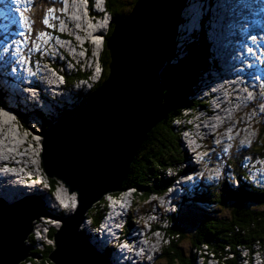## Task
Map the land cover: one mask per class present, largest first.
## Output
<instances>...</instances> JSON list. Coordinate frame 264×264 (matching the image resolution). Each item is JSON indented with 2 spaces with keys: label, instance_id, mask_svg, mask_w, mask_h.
Segmentation results:
<instances>
[{
  "label": "water",
  "instance_id": "water-1",
  "mask_svg": "<svg viewBox=\"0 0 264 264\" xmlns=\"http://www.w3.org/2000/svg\"><path fill=\"white\" fill-rule=\"evenodd\" d=\"M183 7L182 0L166 5L136 0L115 21L105 40L110 58L105 80L40 133L46 176L76 192L78 208L61 218L43 209L39 195L1 205L0 264H20L30 256L26 241L40 216L62 223L49 254L54 264L109 263L111 252H98L80 228L94 203L121 191L148 133L166 117L170 105L161 75L175 48ZM29 201L35 204L26 205Z\"/></svg>",
  "mask_w": 264,
  "mask_h": 264
},
{
  "label": "trees",
  "instance_id": "trees-1",
  "mask_svg": "<svg viewBox=\"0 0 264 264\" xmlns=\"http://www.w3.org/2000/svg\"><path fill=\"white\" fill-rule=\"evenodd\" d=\"M45 1L47 0H42L41 3H38V6L44 8ZM131 1L129 4L124 0H107V8L112 15V23L108 35L112 32L115 21L129 12L136 0ZM193 37L192 42L184 45L185 53L183 56L179 57L174 50L173 54L176 60L172 65L168 63L162 72V83L170 108L162 122L148 133L122 184L120 192L127 188H135L137 190V198L142 201L147 200L154 194L157 196L162 195L176 177L182 172L185 173V171L191 170V167L184 166L186 155L176 143V141L179 142L181 134L178 129H175L174 121L177 118L184 117V111L204 105L203 100H197L194 94L200 82V77L203 76V71L211 67L210 43L208 42L205 29L195 33ZM109 60V52L104 47L100 56L103 70L101 78L89 93L85 95L82 93L78 94L79 103L105 80L108 73ZM79 77H88V74L80 72L78 75H68V84H72ZM72 79L73 81L71 82ZM2 101L3 98L0 93V103ZM37 113L41 114L40 112ZM18 115L22 122H27L29 114L18 111ZM43 121L42 125L44 127L52 124L46 119H43ZM257 129L259 132L258 139L254 146L246 152L254 156L264 155V122H257ZM228 159L230 162V158ZM238 161L237 170H235L234 174L240 182L239 187H235L227 178L213 184L202 181L199 188L194 192L193 197L185 198L182 201L180 205L182 209L189 204L201 212L198 216H195L193 228L187 225L188 222H182L178 213L176 216L172 215L169 217L170 226L163 229L168 243L161 249V257L167 259V262L175 261L174 264H195L194 248L197 249L201 244L206 243L209 250L217 257L218 264H240L241 252L239 247L251 249L255 244H264V185L251 183L246 172L240 169ZM168 171H173V174L167 175ZM242 176L246 177L247 181H244ZM47 178L53 183L52 186L54 188L58 179ZM120 192L112 193V195H118ZM5 204L4 201L0 200V205ZM105 207L106 201L103 197L86 212V219L92 223H97L101 219ZM145 211L147 212V210ZM224 211L229 212L228 216L221 214ZM129 217L132 218V215H129ZM129 224H132L131 219ZM158 227L160 226L156 224L154 229ZM55 233L56 228L50 227L49 236L51 239L55 237ZM81 233L83 234V230H81ZM185 239L190 242L191 246L188 256L181 246ZM27 241L28 245L32 246V250L30 251V256L20 264L29 262L33 264H53L49 260V253L53 247L45 246L42 251L37 247L34 248L36 241L32 233ZM227 247L228 250L226 249ZM228 254L232 255L229 256ZM250 256L251 254H249V259ZM213 264H217V260Z\"/></svg>",
  "mask_w": 264,
  "mask_h": 264
},
{
  "label": "rangeland",
  "instance_id": "rangeland-1",
  "mask_svg": "<svg viewBox=\"0 0 264 264\" xmlns=\"http://www.w3.org/2000/svg\"><path fill=\"white\" fill-rule=\"evenodd\" d=\"M125 2H127V3H131L132 1L131 0H124ZM151 1H153V2H155V3H157V4H162V5H166V4H168L170 1H173V0H151ZM207 1L208 0H204L203 2H202V4H203V7L202 8H204L205 10H206V8H207ZM50 1L48 0V3H49ZM215 2V0H211L210 2H208V6H209V8L211 9V10H213V4L212 3H214ZM194 3V2H193ZM107 5V4H106ZM134 5V4H133ZM133 7V6H132ZM132 7H131V9H132ZM194 7H195V5H194ZM109 10V9H108ZM129 10V9H128ZM223 10V9H222ZM73 12H74V14H76V16H78V19L79 20H81L82 19V16H81V10L80 9H78V12L77 11H75V10H73ZM201 12H204L203 10H200V11H197V13L196 14H192L191 13V15H188V18L187 19H185V17H183V19L182 18H180L181 19V22H180V24L179 25H181L182 26V28L183 29H185V27L188 25V24H190L191 26H195L196 25V23L195 22H197L198 23V19L200 18V16H199V14L201 13ZM97 13H100V15L99 16H103L104 14H106L107 13V11H102V9L101 8H97ZM34 16L35 17H37L36 18V20H39V19H42L43 18V16H47V13H43V10H39V9H37L36 10V12L34 13ZM125 16V15H124ZM123 17V16H122ZM196 17H199V18H196ZM67 18H70V15H68L67 16ZM121 18V17H120ZM195 18V19H194ZM119 19V18H118ZM232 20V19H231ZM94 23V25H96V22L94 21L93 22ZM222 24H223V22H221L220 20L218 21V24L215 26V27H213L212 28V31H211V34H212V36H213V38L216 40V43H217V47H219V49H218V51L220 52V54H222V56H224V58H225V62H228V61H232L233 60V52L232 51H230V50H232V48H233V45H232V39L233 38H231L230 39V42L228 43V46H227V48H226V45L224 44V42H223V34H222V32H221V28H222ZM71 26H75V24H74V22H72L71 21V23L70 22H68V21H64V31L65 32H67L70 36H72V34H73V32H72V30L73 29H70V27ZM78 26H81V23H80V21L78 22ZM180 27V26H179ZM179 27H178V36H177V39H176V43H175V51H177L178 49L180 50L181 49V47H179V46H183V44H184V42H185V40H184V42H180L181 41V37L183 38V36H182V32L181 31H179ZM197 27H198V25H197ZM240 27V38H241V42H240V45H241V47H240V49L242 50V51H245L244 49L245 48H243L245 45V42H246V40H245V38L243 37V35H244V32L242 33V27L241 26H239ZM215 28H216V30H215ZM71 31H70V30ZM95 32L97 33V29H96V27H95ZM85 32H87L86 30H85ZM230 32H231V29H230ZM99 34L101 35V33L99 32ZM212 36L210 35V38L213 40V38H212ZM237 37V36H236ZM235 37V38H236ZM87 38H93L92 36H89V37H87ZM99 38H101V37H99ZM233 39L234 41L236 40V39ZM239 38V37H238ZM86 39V37H79V39H78V45L79 46H81V50H80V52L79 53H76L75 55H76V57H78V59L83 63V60H84V52H82V51H85L84 49H83V47H82V44H83V42H84V40ZM93 39H95V38H93ZM102 39V38H101ZM101 39H99V40H101ZM98 40V41H99ZM188 40H191L190 38L188 39ZM188 42V41H187ZM186 42V43H187ZM178 43V44H177ZM185 43V44H186ZM89 44V41H88V43H85V47L87 46ZM181 44V45H180ZM90 45V49L92 50L94 47H96V46H98V44H89ZM89 47V46H88ZM225 48V49H224ZM228 49V50H227ZM227 50V51H226ZM213 51L215 52V49L213 48ZM176 53V52H175ZM180 54H181V52H179ZM238 53H241L240 51L238 52ZM179 54V55H180ZM244 54V53H243ZM81 55V56H80ZM231 55V56H230ZM170 59H171V57H170ZM169 59V61L166 63V65H165V67H164V69L166 68V66L168 65V63H170L171 65L173 64V62L176 60V58L174 57V58H172L171 60ZM216 58L214 57V55H211V60L213 61V60H215ZM227 59V60H226ZM212 61H210V63L212 64ZM247 61V62H246ZM253 62H255V61H250V59L247 57V59L244 61H242V63H243V65H242V67L245 69V70H248L249 69V67H251L252 66V63ZM93 63H94V61H92V58L90 57L89 59H86V61L84 62V64L82 65V69L83 70H88V69H90V70H92V71H94V65H93ZM97 64H98V62H97ZM215 64L216 65H218V62H217V59L215 60ZM244 64H247V66H245ZM0 65L1 66H4L5 65V63H4V61L3 60H1L0 59ZM71 68V66H69V65H67L65 68L66 69H68V68ZM101 67H102V65H101ZM246 67V68H245ZM218 68H219V71L220 72H222L223 74H224V76H228V74H227V72H226V69L224 68V66H222V67H219V65H218ZM222 68V69H221ZM253 68V67H252ZM164 69H163V71H164ZM214 69V68H213ZM97 71H98V66H96L95 67V72L97 73ZM162 71V72H163ZM229 71H230V74H229V77H231V74L233 73L232 72V70H230L229 69ZM216 71L215 70H213L212 72L210 71L209 72V75H210V77L213 75V73H215ZM90 73H91V71H90ZM92 74V73H91ZM203 75L204 76H202L201 78H203V77H205V74L203 73ZM232 75H234V73L232 74ZM251 76L253 75V74H250ZM51 77H53V75L50 73V78H49V81L50 80H52L51 79ZM19 80H21V78L18 76L17 77ZM224 78V77H223ZM256 78H258V76L256 75L255 76V79ZM207 79H208V77H207ZM224 79H227V78H224ZM243 79V77H241V76H238L237 77V79H235V82L237 81V80H242ZM92 80H94V79H92ZM208 80H210V79H208ZM258 80H259V78H258ZM73 81V79L71 80V82ZM78 82H79V78H76L75 79V81L72 83V84H67V86H68V88H72L73 86H75V85H77L78 84ZM235 82H233V84H235ZM53 84H55L56 86H58V85H60V84H57L56 82H53ZM200 85H201V83H200ZM217 86V89L215 88V90L213 91L212 90V92L210 91V89L208 88L207 89V92L208 93H210L208 96V98L206 97V99H204V100H206L207 102H208V106H204V105H202V107H201V105H199L198 106V108L200 109L199 110V112H200V114L201 113H203V111L204 110H206V109H210L211 111H212V114L213 115H215V114H222L221 113V111L222 112H224V111H227V110H229L230 109V107H229V105H225V103L228 101V98L226 97L224 100H220L219 99V97L222 95V89H220V84L218 85H216ZM0 87H2L1 86V84H0ZM51 86H49L48 88H50ZM78 87H80V86H78ZM219 89V90H218ZM242 89V90H241ZM44 90H46V91H49V90H47V89H44ZM74 90V93H69L68 94V92L66 91V90H60V91H58V93L60 94L59 95V99L58 98H53L54 99V101H53V103H54V106L52 105V104H50L51 103V101L49 100V99H46L45 101H43V103H44V108H43V105L41 106V105H37V108L36 109H39L40 111H41V114H42V116L40 117V115H35L34 114V111L32 112V115L31 116H33L32 118H33V120H28V122H26V123H24V122H22L23 124H25V126H27L28 128H26V133H27V135H30V133L32 134V137H31V135H30V137L28 138V141H27V147H25L24 149H29L31 152H32V154H28L27 152H25L24 150V152H20V154H23V155H25V153H26V157H28V155L30 156V158H28V159H25L24 160V163H26L25 165H24V167L25 168H27L28 167V169L29 168H33L32 166H34V168L33 169H36V170H38V169H40V166L39 165H41L42 164V160H41V154H42V136L40 135V133H41V130H42V128H44V126L42 125L43 124V119H46L47 121H50V122H52V124H55V123H57L58 121H59V119H60V116L63 114V112L66 110V109H72V108H74L75 106H77L78 104H79V102H78V98L76 97V96H78V93H81V92H79V90L78 89H73ZM218 90V93H217V95H215V93L214 92H216ZM90 91V90H89ZM233 91L234 92H230L229 94H232L231 96L232 97H234V98H232V99H230L229 101H230V103H231V101L233 102V105L232 106H236V107H238L239 105H240V103L242 104V107H241V109L239 108V109H234L236 112L237 111H239V119H242V122L243 121H247V123H249V122H251L252 120H256L257 119V121H255V122H259V123H262V122H264V102L262 103V104H259L258 105V109L257 110H255L254 109V106H252V107H248V105H245V102H244V100H246V99H244L245 98V95L248 93V94H252V95H254L256 98L257 97H260V98H262L263 96H264V93H262V92H260L257 88H254V89H252V88H246V87H244L243 85H241V84H235V85H233ZM41 92V91H40ZM38 93V94H41V96H43L42 94H47L45 91H43V92H41V93ZM201 92H203V98L205 97V94H206V91H204V89L202 88L201 90H200V92H199V96H200V94H201ZM87 93H88V91H87ZM83 94H86V93H83ZM61 95H64V96H61ZM198 96V97H199ZM197 97V98H198ZM37 98H39V97H33V98H30V99H28V100H25V98H23V99H21V105L19 104V103H13V105H15V106H17V107H19V109L20 108H23V109H20V110H22V111H24V109H26L27 111H29V108H32V107H34L35 106V104L36 103H33V101H36L37 100ZM240 98V99H239ZM61 99H64V102H61ZM198 100V99H197ZM234 100V101H233ZM63 101V100H62ZM247 101V100H246ZM31 102V103H30ZM210 102V103H209ZM236 102V103H235ZM243 102V103H242ZM212 104V105H211ZM224 104V105H223ZM252 105H253V103H252ZM218 106V107H217ZM210 107V108H209ZM63 108H65L64 110H62ZM233 110V111H234ZM245 110H252V113H251V116L249 117V119H248V117L246 116V114H248V111H246L245 112ZM214 112V113H213ZM228 113H230V112H228ZM199 113H198V116H195V114L192 116V119H191V122H194V123H196V122H198V120L200 119V121H202V124H204V126H206V129H204V130H202V131H198L199 133H198V138L203 142V144H204V146H207V148L208 149H206V153H207V155H209L210 156V159H209V162H212L213 164H214V166L213 167H211V169H209L208 170V172L205 174V178H206V180L208 181V182H212V183H216V182H218L219 181V179H222L223 177H227L228 176V174L230 173H232V171H233V174L235 173V170H237V161L238 160H240V161H238V164H241V166L243 165V164H246V160L250 157V155L248 154V153H246L249 149L248 148H245L244 150H243V152H242V149L244 148L243 146H240L239 145V143H241V144H244V142H247V132L245 131V129H242V130H240L239 132H238V129H232V127H229V128H226V125H224V124H221L222 126H221V128H220V130H223L222 131V134L221 135H219V136H213L212 135V133L213 132H215V130H213V129H209L208 127H210L211 126V118H210V115H209V113H207V112H204L203 113V115H200ZM209 115V116H208ZM201 116V117H200ZM200 117V118H199ZM207 117H208V120L209 121H207ZM216 117H218V116H216ZM215 117V118H216ZM43 118V119H42ZM185 119H187L186 117L185 118H183L182 120H179L180 121V123L182 122V121H184ZM238 120V118L236 117V114H235V117H234V121H237ZM249 120V121H248ZM187 122V121H186ZM207 122H209L210 124H207ZM188 123V122H187ZM14 124H16V122H14V123H12V128H14V134H13V136H17V134H16V132H20L21 130H22V127L19 125L18 127H14ZM27 124V125H26ZM198 124V123H197ZM197 124H195V126L197 125ZM226 124V123H225ZM174 126H175V129L177 130L178 129V131L180 132V134L182 133V134H184L186 131H182L181 130V125H178V124H176V122L174 121ZM194 126V127H195ZM236 127V126H235ZM208 128V129H207ZM223 128V129H222ZM21 129V130H20ZM229 129V130H228ZM235 130H237V131H235ZM24 131V130H23ZM23 131H21L22 133H23V138H22V140H25L26 139V137H25V135H26V133H24ZM254 134H253V139H255L256 138V133H257V129L256 130H254V132H253ZM186 134V138L185 137H182L181 136V138L179 139V142H177L176 141V143H177V145L178 146H180V148L182 149V151L184 152V154L186 155V162H184V166H189V167H191L192 166V164H194V165H196V161H195V159H191V156H187V154H189V151H190V149L189 148H186V147H191L192 145L190 144V142H189V135H188V133H185ZM228 135V136H224V135ZM208 135H212L213 136V138H212V141L211 142H209L208 143V141H206V137L208 136ZM230 136V137H229ZM258 136H259V134H258ZM223 137H228L227 139V141H225V143L224 144H222L223 146H221V148H218V147H215L214 145L215 144H218V142H220L221 143V140H223L224 141V138ZM236 137H237V139H238V141H239V143L238 142H235L236 141ZM205 139V140H204ZM230 139V140H229ZM232 139H233V141H232ZM256 140V139H255ZM15 141H16V138L14 137V143H15ZM235 142V145L233 146V143ZM179 143V144H178ZM207 143H208V145H207ZM229 145H231V148L232 147H234V149H233V153L232 154H230L229 153V155H226L225 156V161H224V159L222 160V158H223V156L226 154V153H224L223 154V149H228V146ZM186 148V149H185ZM8 149H10V147H8ZM228 152V151H227ZM241 152H242V156H241ZM206 153H204V155L206 154ZM28 154V155H27ZM190 157V158H189ZM194 157V156H193ZM230 158V162H229V159L228 160H226V158ZM241 157H242V159H241ZM231 159H233V160H231ZM36 160H37V163H38V166H37V168L35 167V163H36ZM11 163V162H10ZM41 163V164H40ZM257 163H259V164H262V165H257V168L259 167V168H263L264 169V155H260V159H258V162ZM43 165V164H42ZM197 166V165H196ZM222 166H223V168H222ZM208 167V166H207ZM207 167L205 166V169H203L204 171H206L207 170ZM257 168H255V167H253V168H249V170H251L250 172L251 173H253V174H255L256 173V171H257ZM8 169H10V170H12L11 172L12 173H14V165L13 164H11L9 167H8ZM242 169H243V167H242ZM41 170H42V172H43V174H44V176H45V173H44V171H43V169L41 168ZM39 171V170H38ZM195 171V170H194ZM254 171V172H253ZM173 174V171H168L167 172V175H172ZM128 175V174H127ZM222 175H223V177H222ZM251 175V174H250ZM29 176H33V175H31V174H29ZM127 177V176H126ZM209 177H212V179H209ZM258 177V180L257 179H254L251 183H257L258 185H260L261 184V180H263L264 181V177H259V176H257L256 175V178ZM42 178V177H41ZM47 178V177H46ZM228 178H229V176H228ZM231 178V177H230ZM48 179V178H47ZM126 179V178H125ZM259 179H261V180H259ZM125 181V180H124ZM182 183L180 184V186H183V181H181ZM16 182H14V184H15ZM55 183H57V185H56V190H55V192L54 193H51V191H44V192H42V193H40L39 192V190L37 189V183H35L33 186H32V188L30 189V191H33V192H36L37 193V195H39V197L42 199V200H44L45 201V203H46V206L47 207H50L49 206V200H51V198H52V196L51 195H56V196H58V194H60L61 196H59V198H57L58 200H61L62 201V204H64V205H66V208H65V206H64V214H63V216H65V215H67V216H65V218H68V217H70V216H72L74 213H75V211H76V209H77V204H76V202H77V193L76 192H71L72 193V195H71V202H70V204H69V206L65 203V201H67L66 200V196H65V194H68L70 191H69V188L67 187V186H65V184H64V182L62 181V180H56V182ZM124 183V182H123ZM177 184H179V183H177ZM188 184H190V183H188ZM193 184V183H192ZM192 184H190V185H192ZM10 187H13L14 188V190H16V188L14 187V185H12V183L11 182H9V185H7V184H5V186H0V195L1 196H6L7 195V193H6V191H10ZM191 187L192 186H190V190L189 191H191ZM42 188L43 189H45V186H42ZM27 188H24L23 187V191H20V192H17L16 194H21V195H25L26 193H27V190H26ZM65 189V190H64ZM179 189V187L177 188V190ZM46 190V189H45ZM122 190V189H121ZM172 190H173V192H174V187L172 188ZM25 191H26V193H25ZM124 191H126V189L124 190ZM188 191V192H189ZM120 192V191H119ZM117 193V192H116ZM129 193V191H126L125 193H122V194H128ZM112 194V193H111ZM111 194H106V195H111ZM105 195V196H106ZM187 195H188V197H189V193H187ZM25 198V197H24ZM63 198H65V199H63ZM156 197L155 196H151L150 198H148L147 200H145V201H142L141 199H138V198H136V204H135V207H134V209H133V211H132V213H131V215H132V218H130V219H132L133 221H132V223L133 222H135V224H133V226L131 227V229H129L128 231H129V233H127L125 236H130L132 233L134 234V237L136 238V239H138V237H139V235H140V233H142V231H143V226L140 224V222L139 221H136L135 219H138L137 217L141 214V211L142 210H147V209H152V210H154V209H156V207H155V204L158 202V206H160L161 207V200H159V199H157V201H156V199H155ZM9 199H13V198H9ZM16 203V202H15ZM9 205H11V204H9ZM6 206H8V205H6ZM53 207H54V209L56 210V213H52V214H54V215H57V216H59V215H61L62 213L58 210L59 209V207H55L56 205H52ZM61 206V205H60ZM72 211V212H71ZM49 213H51V212H49ZM201 212H200V210L199 209H196V208H194L192 205H186L185 206V208L184 209H182L181 208V211L179 212V216H181V221L182 222H188L187 223V225H189V226H191L192 228L194 227V223H195V216H198L199 214H200ZM161 215H162V213H160ZM223 216H228V214H229V212H227V211H224V212H222L221 213ZM141 215H143L144 217H146V218H148V215H146V214H141ZM163 216V215H162ZM60 217V216H59ZM150 217V216H149ZM40 218V217H39ZM102 218V217H101ZM43 221H44V223L46 222L47 224H46V226L43 228V230H47L48 228H49V226L51 225V226H56V227H58L59 225H61L62 223L60 222V221H58V220H56L55 221V219H52L51 218V220L50 219H48V217L46 218V217H43V218H41ZM197 219H198V217H197ZM43 221L41 222L40 220H39V223L41 224V223H43ZM121 221H125V219L124 220H121ZM85 222H86V220H85ZM43 223V224H44ZM56 223V224H55ZM88 223V222H87ZM142 223L143 224H146V225H148V223L145 221V219H142ZM152 224H153V222H151L149 225L150 226H152ZM186 224V223H185ZM156 225V224H155ZM158 226H159V224H157ZM84 226H86L87 227V224L86 223H84ZM35 228V227H34ZM81 228H82V226H81ZM148 228H149V226H148ZM127 231V232H128ZM95 233H97V234H101L100 233V230H95L94 232L91 230L90 232H89V234H90V240H96V235H95ZM93 234V237L91 236ZM40 236H43V234L41 233L40 234ZM153 236H156V238L154 239L153 238ZM163 236H164V234H163V232L162 231H159V232H157V233H152L151 234V237H152V239H154L153 241H154V251H155V255H156V258H154L155 260H156V262L154 263V264H174L175 263V261H168L167 262V259H165V258H162L161 257V253H160V251L162 252V250H160V248H163V245H167V243H168V240H166L165 238H163ZM33 238L34 239H38V235L36 234V232H34V235H33ZM39 239H41V238H39ZM164 239V240H163ZM98 241V240H97ZM28 242V241H27ZM36 242H37V240H36ZM43 242H45V240L43 241ZM99 242V241H98ZM107 242V241H106ZM140 241H138V243H139ZM48 243H50V244H54V240H52V239H50V240H48ZM263 243V242H262ZM101 244V243H100ZM96 245V244H95ZM202 245H206V243H203V244H201L200 246H202ZM97 246V245H96ZM181 246H182V248H183V250H184V252H185V254L188 256L189 255V253H190V242L189 241H187L186 239L185 240H183V242L181 243ZM262 246L264 247V245L262 244ZM38 247H42V246H38ZM240 248V251L242 250V247H239ZM96 249V248H95ZM195 249V248H194ZM227 250H228V247L226 248ZM200 251V250H199ZM263 251H264V249H263ZM101 252V251H100ZM107 252H112V249H109V251L106 249V250H104V251H102L101 253H107ZM122 253H123V251H121ZM201 253H203L202 251H200ZM193 253H194V250H193ZM133 255H136V253H133L132 255H129L128 254V257H127V261H126V263L125 264H129V259L133 256ZM229 256H231L232 254H228ZM118 256L119 257H121L122 255H121V253H118ZM244 256V255H243ZM213 256H212V254H210L209 253V258L207 259L206 258V256H204V255H202V256H199V262L200 263H203L204 261H205V259H207V264H212L213 263V261L214 260H212L211 258H212ZM242 257V256H241ZM261 258V256L260 257H257V259L256 260H259ZM254 260H255V258H254V256H253V260H252V262H251V260H250V263L251 264H254ZM245 261H247V259L245 258ZM198 262V263H199ZM141 263H143V262H140V261H137L136 263L133 261L131 264H141ZM151 263V262H150ZM149 262H145V263H143V264H150ZM176 264H180V263H176Z\"/></svg>",
  "mask_w": 264,
  "mask_h": 264
},
{
  "label": "bare ground",
  "instance_id": "bare-ground-1",
  "mask_svg": "<svg viewBox=\"0 0 264 264\" xmlns=\"http://www.w3.org/2000/svg\"><path fill=\"white\" fill-rule=\"evenodd\" d=\"M190 2L191 1H194L195 2V0H189ZM57 2H59V0H57ZM62 2L63 3H66V2H68L67 0H62ZM225 2H226V0H219V3L217 4V10H218V15H219V17H218V21L220 20L221 22H223V24H222V28H221V32H222V34H223V42H224V44L226 45V48H227V46H228V43L230 42V39L231 38H235L236 36V38L235 39H237L238 37H240V24H241V17H239V16H233L231 19V27H229V20L228 19H224V20H222L221 19V16H222V14H223V8H224V5H225ZM59 4H61V3H59ZM213 4V3H212ZM195 7H197V8H199V9H201V10H203V11H206L204 8H201L198 4H195ZM70 10L73 12V8H70ZM184 10H185V8L183 9V12H184ZM13 16H15V20H16V25H17V23H18V15L16 14V12H13ZM196 18H199V17H196ZM195 19V18H194ZM7 21H9V20H6V19H4V23L5 24H7ZM80 21V23H81V25H83L84 24V18L82 17V19L81 20H79L78 19V22ZM195 23H197V22H195ZM100 24V23H99ZM101 25V24H100ZM84 28H85V24H84V26H83ZM5 28V27H4ZM230 29H231V32H230ZM242 29V33L245 31L243 28H241ZM87 30V29H86ZM196 30V29H195ZM215 30H216V28H215ZM218 30V29H217ZM216 30V31H217ZM85 31V30H84ZM88 31V30H87ZM179 31H181L182 32V36H183V38L181 37V41L180 42H184V40L185 41H187L189 38H190V33L188 32V30H184L183 28H182V26H180L179 27ZM253 33V35L252 36H256L257 37V39H256V41L255 42H253L251 39H250V44H251V46L253 45V44H257V45H260V42H258L260 39H259V37H258V33L257 32H252ZM82 34V33H81ZM89 36H92L93 38H97V37H99L100 35H99V33H95V34H89ZM88 36V37H89ZM231 37V38H230ZM232 39V40H233ZM102 40V39H101ZM178 44V43H177ZM181 45V44H180ZM245 46L243 47V48H245L244 50H245V52H244V54H243V58L245 57V56H247V55H249L248 53H247V49H246V46H247V42H245V44H244ZM180 47V46H179ZM218 49H219V47H217ZM225 49V48H224ZM228 50V49H227ZM226 50V51H227ZM251 54H256V53H251ZM76 56V55H75ZM231 56V55H230ZM242 58V59H243ZM70 60L72 61V62H74V60L72 59V58H70ZM216 60V59H215ZM215 60H211V56H210V61H212V64H211V67H208L205 71H203V73L205 74V77H203V78H201L200 77V83H201V88H203V89H211L213 86H215V84L217 83V82H220L221 80H222V76H221V78L220 79H217V72H219V68H218V65H216L215 64ZM227 60V59H226ZM224 61H225V59H224ZM70 66V65H69ZM214 68V69H213ZM225 68V67H224ZM246 68V67H245ZM222 69V68H221ZM213 70H215L216 72L215 73H213V75L210 77V75H209V72L211 71H213ZM233 74V73H232ZM204 76V75H203ZM207 77H208V79H210V80H208L207 79ZM228 77V76H227ZM231 77H234V75H231ZM4 80V79H3ZM3 80H1L0 79V84L3 86V88H4V86L7 84L5 81H3ZM7 82H10V79L9 78H7ZM223 84H222V89H223V93H225V92H227V93H230V92H232V87H231V85H228L229 83V79H225V80H223V81H221ZM244 84V83H243ZM217 85V84H216ZM2 88V87H1ZM7 89H8V91L9 90H13L10 86H7L6 87ZM200 89V87L198 88V90ZM217 89V88H216ZM242 90V89H241ZM200 91H198V93H199ZM226 98V95L225 94H223L222 96H220L219 97V99L220 100H224ZM232 98H234V97H232V96H230V97H228V101L230 100V99H232ZM22 98H20L19 97V99H18V101L19 100H21ZM240 99V98H239ZM228 101L225 103V105L228 103ZM234 101V100H233ZM203 102V104L205 105V106H208V103H207V101L206 100H204V101H202ZM210 103V102H209ZM236 103V102H235ZM243 103V102H242ZM253 102L251 101V103L250 104H252ZM224 105V104H223ZM45 106L43 105V108H44ZM218 107V106H217ZM230 107V106H229ZM232 107V106H231ZM242 107V104L240 103V106H239V108H241ZM30 109V108H29ZM5 110L7 111V110H9V107H6L5 106ZM233 113H235L236 114V111H232ZM214 113V112H213ZM221 113L222 114H215V115H213V116H210V118H211V128H214L215 129V132H213L212 133V135L214 136H217V130L218 129H220L221 128V123H223V124H225V123H228V124H234V123H236V127L238 128V126H240L241 124H242V119H238L237 121H234V119H233V116H232V114H230V113H228V111H224V112H222L221 111ZM239 113V112H238ZM216 116H218V117H216ZM216 117V118H215ZM33 119V118H32ZM218 119H219V122H218ZM14 121L16 122V124H14V127H18V125L20 124V122L22 121L21 119H20V117H17L16 119H14ZM207 121H209L208 120V117H207ZM12 120L11 119H8L6 116H4V115H0V168H4V171H0V186H5V184H7V185H9V182H11L12 183V185H14V187L16 188V190H14V188L13 187H10V191H6V193H7V195L5 196L6 198H8V196L9 195H14V198H16L17 199V192H20V191H23V187L24 188H27L26 190H27V193H26V191H25V193H26V195L25 196H32V195H37V193L36 192H33V191H30V189L32 188V186L36 183V182H34L33 181V179H31L33 176H29V174L28 175H25V172L27 171V169L24 167V165L26 164V163H24V160L25 159H28V158H30V156L28 155L29 153L30 154H32V152L29 150V149H24L25 147H27V141H28V138L30 137V135H31V137H32V134L30 133V135H25V137H26V139L25 140H22V138H23V133L21 132V131H23V130H21L20 132H16V134H17V136H13V134H14V128H12ZM218 122V123H217ZM237 123H238V125H237ZM180 124H183V122H181ZM197 126L199 127V130H201L202 129V124H197ZM208 129V128H207ZM223 129V128H222ZM199 133V132H198ZM198 133H196L194 136H197L198 137ZM212 135H208L207 137H206V141H208V143L209 142H211L212 141V138H213V136ZM224 136H228V135H224ZM14 137L16 138V141H15V143H14ZM230 137V136H229ZM224 138V141L223 140H221V143L220 144H215L214 146L215 147H218V148H221V146H223L222 144H224L225 143V141H227L228 139V137H223ZM42 140V139H41ZM205 140V139H204ZM190 144L192 145V141H190ZM8 147H10V149H8ZM186 149V148H185ZM27 152L28 154V157H26V153H25V155H22V154H20V152ZM187 156H188V154H187ZM190 158V157H189ZM11 162V163H10ZM199 161L197 160L196 161V164L198 163ZM11 164H13L14 165V173H10V171L9 170H6V167L8 166H10ZM258 165H262V164H258ZM192 170L194 171L195 169H194V167L192 166ZM254 172V171H253ZM257 176H259V177H264V169L263 168H257V171H256V173H255ZM21 176V177H25L26 178V180H28L29 181V187H27V186H24V185H21V184H19V183H17L16 182V180H15V178L17 177V176ZM179 175V174H178ZM175 177V176H174ZM14 178V182H16L15 184L12 182V179ZM257 180H258V177L256 178ZM259 180H261V179H259ZM253 184H255V185H258L257 183H253ZM35 186V185H34ZM170 186V185H169ZM65 190V189H64ZM47 191H49V190H47ZM125 193V192H124ZM71 195H72V193H68V194H65V198H66V200L67 201H65V203L69 206V204H70V202H71ZM52 196V198H51V200H49V212H51V213H56V210L54 209V207L52 206V205H56L55 207L57 208V207H59L60 205H61V207H64V205H62V201L61 200H58L57 198H59V196H61L60 194H58V196H56V195H51ZM65 198H63V199H65ZM0 200H2V201H4L6 204L4 205V206H6V205H9V203L8 202H6L5 200H4V198L2 197V196H0ZM17 202V201H16ZM1 206V205H0ZM162 217V215L159 213V215H158V218H161ZM146 218V217H145ZM148 218H150L149 216H148ZM148 218H146V219H148ZM50 220H51V218H49ZM56 220V219H55ZM57 222V221H56ZM87 223V222H86ZM121 223H122V225H126L125 223V221H121ZM56 224V223H55ZM134 224V223H133ZM133 224H132V226H133ZM167 225V224H166ZM42 226V225H41ZM41 226H36L35 228H40ZM57 226V225H56ZM82 227H84V224L83 225H81ZM143 226V225H142ZM49 228H50V226H49ZM48 228V229H49ZM165 228V226H163L162 228H158L157 230H155V231H152L150 228H146V227H144L143 226V231H142V233H140V235H139V237H138V241H140V238L141 237H145L147 234L148 235H150V241H151V243L152 244H145L144 242H139L138 243V249H147V250H149V251H154V239L156 238V236H153V238L154 239H152V237H151V234L152 233H157V232H159V231H162L163 232V234H164V236H163V238H165L166 240H167V238H166V234L164 233V229ZM131 229V228H130ZM130 231V230H129ZM129 231L127 232V233H129ZM43 232H47V230H43ZM126 233V234H127ZM92 237H93V235H91ZM39 238H41V237H39ZM37 239V241L38 240H40V241H42V238L41 239ZM96 238V237H95ZM164 240V239H163ZM92 242H94L96 245H97V247H100L101 246V244H100V242H98L97 240H91ZM264 245V244H263ZM164 246V245H163ZM208 248L209 249V247L207 246V245H202V246H200V247H198L197 249L195 248L194 249V253H195V257H196V259H195V264H207V259L209 258V257H206L207 259H205V261L203 262V263H200L199 261V256H202L203 254H201V252L199 251L200 249H204V248ZM263 249H264V247L262 246V244H255V245H253L252 246V248L250 249V248H247L246 249V251H245V255H247V256H249V254H251V256H250V260H251V262H252V260H253V256H254V258H255V260H254V264H264V251H263ZM119 250H121V251H123L124 252V249H119ZM241 252V251H240ZM154 253H155V251H154ZM242 253V252H241ZM123 254H125V253H123ZM243 254V253H242ZM127 256H128V253H127ZM205 256V255H204ZM261 256V258L259 259V260H256L257 259V257H260ZM127 258V257H126ZM212 260H214L213 261V263H215L216 262V259H214V257H212L211 258ZM241 260V259H240ZM127 261V260H126ZM126 261H125V263H126ZM137 261H140V262H143V263H145V262H151L150 264H154L155 262H156V260L155 259H148V260H142V259H136V261H134L135 263L137 262ZM199 262V263H198ZM212 263V264H213ZM240 264H247V263H245V262H243V261H240ZM249 264H251L250 262H249Z\"/></svg>",
  "mask_w": 264,
  "mask_h": 264
},
{
  "label": "clouds",
  "instance_id": "clouds-1",
  "mask_svg": "<svg viewBox=\"0 0 264 264\" xmlns=\"http://www.w3.org/2000/svg\"><path fill=\"white\" fill-rule=\"evenodd\" d=\"M106 4H107V0H106ZM85 7H87V10L89 11V14L90 13H92L93 15H94V17L95 18H97L98 20H99V18L98 17H101V16H99L100 15V13H97V7L96 6H94L92 3L91 4H88L87 3V5H85ZM106 15V17H107V19H108V22H109V24L111 25V23H112V15H111V13H110V11L108 10L107 11V13L105 14ZM92 18V17H91ZM96 22V24H97V21H95ZM98 33L99 32H101L100 30V28H98ZM109 30H110V28H109ZM109 30H104V31H102L101 32V35L99 36V37H101L102 38V40H101V42H100V44H99V47H97V48H95V49H93V50H95L96 51V54H97V59L99 60V58H100V56H101V53H102V51H103V48L104 47H106L105 46V43H106V37H108L109 35H108V32H109ZM188 41V42H187ZM187 41H185L184 42V45H186L187 43H189V42H192V40H187ZM187 42V43H186ZM186 43V44H185ZM181 47V46H180ZM88 49V48H87ZM183 49L184 48H181L180 50L178 49L176 52L178 53V56L179 57H181V56H183L184 55V52H183ZM174 50H175V48H174ZM174 50H173V53H174ZM179 52H181V54L179 53ZM91 53H92V50H91ZM180 54V55H179ZM172 56H173V58H174V54H172ZM171 56V57H172ZM101 69H102V67H100ZM83 73H87L88 74V77H79V78H83V82H85V83H87L88 84V87L89 86H91V85H94V80H92L93 79V77H94V74L92 73H89V71L88 72H83ZM96 75V74H95ZM99 76V74H97V76H95V77H98ZM68 83V82H67ZM78 90H79V92H81L82 94L83 93H86L87 94V91H88V93L92 90V89H87V90H84V88L83 87H80V88H77ZM90 90V91H89ZM79 94V93H78ZM85 95V94H84ZM182 118H177L176 120H175V122H176V124H178V125H181L180 124V121L179 120H181ZM182 127V126H181ZM183 128V127H182ZM258 134H259V132H258V129H257V133H256V140L258 139ZM255 139H253V142L255 143L256 142V140ZM252 142V143H253ZM245 148H248V147H244L243 149H242V152H243V150L245 149ZM249 149V148H248ZM192 152V151H191ZM190 151H189V156H191L190 155V153H191ZM242 152H241V154H242ZM204 154V153H203ZM232 154V153H231ZM249 154V153H248ZM204 156V165H203V168L206 166H208L207 167V170H209V167L211 166V167H213L214 166V164L213 163H211V162H209V158H208V156H206V155H203ZM205 156L207 157V158H205ZM191 158H192V156H191ZM258 158V157H257ZM206 159V160H205ZM227 160H228V157H227ZM248 160V159H247ZM246 160V163L248 162ZM256 160H258V159H256ZM225 161V160H224ZM41 164V163H40ZM41 166V168L43 169V171H44V168H43V165L41 164L40 165ZM210 167V168H211ZM222 168H223V166H222ZM186 172V171H185ZM45 173V172H44ZM232 173H233V171H232ZM193 173H188V174H186V173H184V172H182L178 177H176V179H175V181L177 182V183H179V192H172V191H170L171 190V188H168L167 189V191L165 192V193H163L162 195H152V196H155L156 198V201H157V199H159V200H161V207L160 206H158V202L155 204V207H156V209H154V210H152V209H147V212L146 211H144V210H142L141 211V214H146V215H148V216H150V218H148V219H145V221L148 223V225H146V224H143L142 223V219H144L145 217L143 216V215H141V219H140V224L141 225H143L144 227H146V228H148V226H149V228L152 230V231H155V230H157L158 228H162L163 226H165V227H167V226H170V221L168 220L169 219V217L170 216H172V215H177V213H178V215H179V212L181 211V207H180V205H181V203H182V201L185 199V198H188V195H187V193H189V197H193V194L191 193V192H187V187H188V185H187V183L188 182H191V183H198V182H200L199 180H195V179H193V175H192ZM230 174V173H229ZM228 174V176H229V178H228V176L227 177H223V175H222V179H224V178H227L228 180H230V181H232V182H230V183H232V184H234L235 185V187H239V186H237V184H236V181L238 182V183H240L239 181H238V179L235 177L234 179L235 180H231V178H230V175ZM46 175V174H45ZM233 175H235V174H233ZM47 177V176H46ZM189 178H191V179H189ZM222 179H219V181L218 182H216V183H219L220 182V180H222ZM205 181H207L206 179H204ZM181 181H183V186H180V184L182 183ZM210 184H213L212 182H209ZM55 186V185H54ZM55 188L56 187H54V190H55ZM126 191H129V193L128 194H122V193H124V192H126ZM126 191H122V192H120L118 195H106V196H104V198H105V201H106V207L104 208V210H103V212H102V218L100 219L101 221L102 220H104L105 219V215L104 214H106V211L108 210V208H109V205H110V201L113 199V198H115V199H118L119 201H123L124 199L127 201V203H126V205H128L129 206V209H130V211H131V213H132V211H133V209H134V207H135V204H136V198H137V195H136V193H137V190H135V188H127L126 189ZM53 192H55V191H53ZM14 199H16V198H14ZM16 201H18V200H16ZM15 201V202H16ZM14 202V203H15ZM76 204H77V208H78V205H79V202H78V198H77V202H76ZM43 209L45 210V211H47V212H49L50 210H49V207H47L46 205L45 206H43ZM64 212L65 211H62L61 213V215H59L61 218H65V216H67V215H65V216H63V214H64ZM72 212V211H71ZM159 213H162V217L161 218H158V215H159ZM153 216V217H152ZM44 216H40V218H37V219H35L32 223H33V227H32V234L34 235V232H36V234L38 235V238L39 237H41L42 238V241H40V240H38L37 242H35L34 243V248L35 247H37V248H39V249H41V251L42 250H44V248H45V246H51V247H53V249H52V251L54 250V248H55V244H50V243H48V240H50L51 239V237L49 236V229H47V232H43V228L46 226V222L44 223V221L41 219V218H43ZM47 218V217H46ZM49 219V218H48ZM39 220L42 222L43 221V223H39ZM129 220V219H128ZM56 221V220H55ZM137 221V220H136ZM86 222H88V223H86ZM86 222H84V223H86L87 224V227L86 226H84V227H82V228H80V232H81V230H83V234H82V236L84 237V238H87V241H88V243H90L92 246H94L95 248H96V250L98 251V252H102V251H104V250H108L109 251V249H112V252H111V255H110V260H109V263L108 264H125V261H126V257H128L127 256V253L129 254V255H132L133 253H136V255H133L130 259H129V264H131L133 261H136V259H142V260H148V259H154V258H156V255H155V253H154V251H149V250H147V249H138V240L139 239H136L135 237H134V234L132 233L130 236H125L126 235V233H127V231L132 227V225L131 224H128V223H125L126 225H123L122 227H117L116 225H114V226H109L110 227V229L108 230V233L109 234H107V235H103V237H102V239H101V241H100V243H101V246L100 247H97L96 245H95V243L94 242H92L91 240H90V234H89V232L92 230L93 232L95 231V229H94V227H93V224H96L95 222L94 223H92L90 220H88V219H86ZM99 222V221H98ZM97 222V223H98ZM151 222H153V224H152V226H150L149 224L151 223ZM83 223V224H84ZM82 224V225H83ZM134 224H135V222H134ZM155 224H159V226L160 227H158V228H155L154 229V226H155ZM167 224V225H166ZM42 225V226H41ZM62 225V224H61ZM61 225H59L58 227H56V226H51L50 225V227H55L56 228V231L61 227ZM36 226H41L40 228H34V227H36ZM43 234V236H40V234ZM93 235V234H92ZM30 236V235H29ZM112 237H116V239H113ZM101 238V237H100ZM97 239V238H96ZM35 241L37 240V238L36 239H34ZM45 240V242H43ZM53 240V239H52ZM107 241V242H106ZM140 241L141 242H144L145 244H152L151 243V241H150V235H146L145 237H141V239H140ZM27 242V241H26ZM28 243V242H27ZM38 246H42V247H38ZM119 249H124V252L123 253H125V254H123L122 252H121V250H119ZM162 248H160V250H161ZM51 251V252H52ZM245 251H246V248H243L242 247V250H241V252L243 253H241L240 254V259H241V261H243V262H245V263H247V264H249V262H250V259H249V256H247V255H245ZM50 252V253H51ZM49 253V254H50ZM118 253H121V257H119L118 256ZM160 253H161V251H160ZM244 255V256H243ZM242 256V257H241ZM206 257H209V255H206ZM215 258L217 259V257L215 256ZM245 258L247 259V261H245ZM239 259V260H240ZM50 260V259H49ZM218 260V259H217ZM51 261V260H50ZM52 262V261H51ZM53 263V262H52ZM27 264H33L32 262H29V263H27ZM54 264V263H53ZM141 264H143V263H141ZM218 264V263H217Z\"/></svg>",
  "mask_w": 264,
  "mask_h": 264
},
{
  "label": "snow or ice",
  "instance_id": "snow-or-ice-1",
  "mask_svg": "<svg viewBox=\"0 0 264 264\" xmlns=\"http://www.w3.org/2000/svg\"><path fill=\"white\" fill-rule=\"evenodd\" d=\"M25 2H28V3H31L32 0H11V4L13 5H22L24 4ZM0 3H4V0H0ZM5 7L7 8V13L5 12H0V16H3L4 19L6 20H9V22L11 24H15L16 23V20L14 17H12L10 14L12 12H17V13H20L21 15V18H23V10L20 8V7H15V8H12L8 5H5ZM261 12H264V8H261L260 9ZM248 14H252V15H255L256 13L252 12L251 10V6L250 4L247 2V0H226L225 2V5H224V8H223V14L221 16V19L224 20V19H228L229 20V27H231V18L233 16H239L241 18L243 17H246ZM47 15L49 17H51L52 19H55L56 16H55V13L53 11L52 8H49L47 10ZM23 22V21H21ZM42 23L43 25L46 27V28H50L51 25L49 24V20L47 18L43 19L42 20ZM7 27H5V31L7 32ZM45 33H41V35H44ZM17 35L21 38L25 37L26 36V33L24 31H19L17 33ZM251 40L253 42L256 41L257 37L256 36H251L250 37ZM100 38L97 37L94 39L93 42H97ZM8 40V37L5 36V41ZM17 43H23V41H17V40H11L10 41V46L14 47ZM4 52H8L9 51V47L6 46L4 47L3 49ZM249 52L252 51L251 48L248 49ZM15 56V54L13 53V57ZM5 66H7V64H11V63H15L16 65H19L21 63H23V61L19 60V59H14V58H5ZM12 73H15L17 71V68L16 67H13L11 69ZM8 113L7 112H4L3 109H0V115H7ZM225 152L228 151V149H224ZM191 179V178H189ZM209 179H212V177H209Z\"/></svg>",
  "mask_w": 264,
  "mask_h": 264
},
{
  "label": "built area",
  "instance_id": "built-area-1",
  "mask_svg": "<svg viewBox=\"0 0 264 264\" xmlns=\"http://www.w3.org/2000/svg\"><path fill=\"white\" fill-rule=\"evenodd\" d=\"M200 251H202L203 252V255H209V253L210 254H212V256L215 258V254H213L212 253V251H210L207 247L206 248H204V250H200ZM216 259V258H215ZM217 260V259H216ZM217 263H218V260H217Z\"/></svg>",
  "mask_w": 264,
  "mask_h": 264
}]
</instances>
